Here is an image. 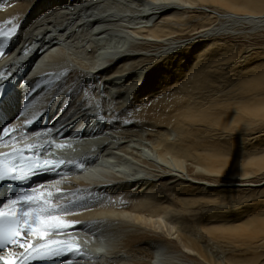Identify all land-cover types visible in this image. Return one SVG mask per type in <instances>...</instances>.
Instances as JSON below:
<instances>
[{
	"label": "bare ground",
	"instance_id": "6f19581e",
	"mask_svg": "<svg viewBox=\"0 0 264 264\" xmlns=\"http://www.w3.org/2000/svg\"><path fill=\"white\" fill-rule=\"evenodd\" d=\"M21 1L0 0V152L72 162L30 183L85 222L51 238L86 255L47 264H189L195 227L212 264H264V0Z\"/></svg>",
	"mask_w": 264,
	"mask_h": 264
},
{
	"label": "snow or ice",
	"instance_id": "6c2138e0",
	"mask_svg": "<svg viewBox=\"0 0 264 264\" xmlns=\"http://www.w3.org/2000/svg\"><path fill=\"white\" fill-rule=\"evenodd\" d=\"M5 24L12 26L5 30L4 26L0 25V36L11 39L17 34L19 25L11 20L6 21ZM3 54L4 47L0 46V55ZM11 77V73L8 75L0 73V95H2L4 83ZM34 123V120H28L26 127H31ZM11 128V124L3 127V135H9ZM54 147L63 148L65 145L55 144ZM32 148V145L28 146L29 151ZM69 163L72 162L47 159L38 154L26 155L25 149L19 148L7 153L0 152V205H2L0 206V250L6 245L23 250L18 254L9 250L6 255H0V264H32L33 261L51 260L56 257L86 255L81 246L75 242L51 238L85 223L68 222L61 216V213L73 211L77 201L73 200L63 205L54 204L52 203L54 195L64 196L66 193L53 194L39 191L37 194L43 184L33 186L30 183L36 176L59 174L58 170ZM76 166L84 167L83 164ZM18 186L19 194H17ZM5 197H7L6 201ZM80 207L86 208L87 205H80ZM33 240L36 242L33 243ZM67 264H72V261L69 259Z\"/></svg>",
	"mask_w": 264,
	"mask_h": 264
},
{
	"label": "rangeland",
	"instance_id": "374dc122",
	"mask_svg": "<svg viewBox=\"0 0 264 264\" xmlns=\"http://www.w3.org/2000/svg\"><path fill=\"white\" fill-rule=\"evenodd\" d=\"M196 3H199V2L196 1ZM29 8H30V0H22L20 3H18V4H16L14 6L13 17L15 19L19 20ZM212 9H217L218 10L217 7H213ZM172 19L174 21L178 22V26L183 28V29H188L189 27H191L193 25H197L200 22V20L197 17H195L194 15H190L189 11H186V13H184V14L178 16V17L172 18ZM207 22L210 23V24H214V25H216L218 23V22L213 21V20H208ZM156 34H158V32H156ZM184 35H186V34H184ZM202 53H205V52H202ZM166 57H169V55H166ZM201 64H203V63H201ZM68 71H69V69L62 70L61 71V76L64 75ZM153 74H154V72L151 71L150 76H152ZM69 75L70 76H74L73 73L70 72V71H69ZM176 76H178V73H176ZM214 76H217L216 73H214ZM90 83H91V80H90ZM154 89L158 93H161V85L158 82L156 83V86L154 87ZM84 95L89 100L93 99V96L89 95L88 93H84ZM255 140H256V143H257L256 147L260 148V147L264 146L263 142L262 143H258V140H257L256 137H255ZM238 149H241V144H240V147H238ZM193 232L196 234V243L200 247L201 254H202L203 258L202 257L193 256V257L190 258V260H192V262L189 263V264H199V263L200 264H212L210 259L207 257V255L205 253V250L202 248V246H204V244L206 242V240H205L206 236L203 235V233L199 229H197L196 227L194 228ZM183 239H184V237L181 240H176L177 248L180 249L185 244L188 245V240L184 241ZM214 251H217V249L215 248ZM188 255H191V253L187 252L186 256H188ZM212 260L213 261H217V257L216 258L212 257Z\"/></svg>",
	"mask_w": 264,
	"mask_h": 264
}]
</instances>
